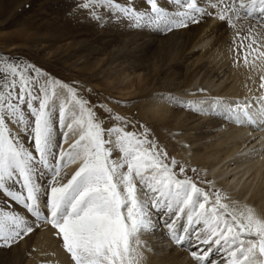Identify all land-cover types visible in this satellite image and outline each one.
<instances>
[{
    "label": "snow or ice",
    "instance_id": "obj_1",
    "mask_svg": "<svg viewBox=\"0 0 264 264\" xmlns=\"http://www.w3.org/2000/svg\"><path fill=\"white\" fill-rule=\"evenodd\" d=\"M81 3L93 18L107 12L137 27L163 24L171 30L212 15L233 28L241 18L255 21L240 51L246 65L249 56L253 67L257 61L264 65V38L253 35L256 28L264 30V0H206V6L176 0L181 10L171 14L157 0H147L151 15L118 0ZM260 79L264 89V76ZM253 99L256 104L216 102L214 110H224L237 124L264 126V95ZM110 118L117 122L105 128L104 118L72 86L0 55V195L7 198L5 205L15 203L49 224L73 264H139L140 236L155 230L154 212L165 211L172 217L164 225L172 242L195 237L191 256L197 264H213L214 252L225 253L227 264H264V219L250 207H230L219 190L210 194L198 187L184 166L177 170L175 158L150 138L147 128H128ZM57 128L67 129L65 143L69 133H78L67 150L56 142ZM77 162V170L62 182V170ZM45 171L51 172L50 188L39 182ZM182 216L187 217V226L181 225L184 235L175 227ZM32 232L25 216L0 208V247H11Z\"/></svg>",
    "mask_w": 264,
    "mask_h": 264
},
{
    "label": "bare ground",
    "instance_id": "obj_2",
    "mask_svg": "<svg viewBox=\"0 0 264 264\" xmlns=\"http://www.w3.org/2000/svg\"><path fill=\"white\" fill-rule=\"evenodd\" d=\"M199 2L206 6V0ZM211 11L216 12L217 9ZM235 25V28L230 27L226 20L221 21L218 16L212 15L197 23L188 22L186 27L148 30L134 40L135 45L140 46L138 54H134L140 64L136 68L133 66V78L130 79L128 74L123 76L119 87L113 90L117 91L119 98L139 102L163 94L167 100L174 97L183 101L185 108L194 105L184 111L179 104L170 107L164 101L153 102L152 99V102L142 105L141 111L145 112L141 117L144 122L159 123L163 131L161 141L184 168L195 165L204 171L203 180L217 181L221 188L229 191L228 194H236L230 207L237 211L250 207L264 219V126L237 124L229 120L222 109L214 110L219 112L217 117L216 113H211L216 101L225 105L237 101L256 104L253 97L263 93L259 90L262 75L258 72H264V65L257 61L253 67L251 56L246 65L240 51L241 43L245 47L249 43L244 37L250 26L255 27V21L241 18L235 21ZM238 30L240 32L235 33ZM253 35L262 39L264 30L256 28ZM172 43L178 48L167 51V45ZM114 51L116 49L112 47L111 53ZM161 75L165 78L163 83V79L159 78ZM197 82L198 85L193 87ZM77 136L78 133H69L67 144ZM77 168L78 162L70 164L67 169L74 173ZM160 217L156 231L147 237L146 248L140 251L142 259L139 264H197L187 248L189 253H183L180 248L177 247L178 251L169 245V229L166 228V232L164 226L166 217ZM185 219L187 224V217ZM180 234H183L182 230ZM41 236L50 264H70L49 233L45 231ZM193 239L189 242L192 247L195 245ZM2 254L4 257L7 253ZM41 255L39 249L38 256ZM219 256L213 253V264H227L226 257Z\"/></svg>",
    "mask_w": 264,
    "mask_h": 264
},
{
    "label": "rangeland",
    "instance_id": "obj_3",
    "mask_svg": "<svg viewBox=\"0 0 264 264\" xmlns=\"http://www.w3.org/2000/svg\"><path fill=\"white\" fill-rule=\"evenodd\" d=\"M84 2L86 3L87 0H84ZM118 2L132 7L137 12H147L151 15V6L147 3V0H118ZM157 4L170 14L174 13L175 10H181L176 0H157ZM160 28L165 27L163 24L160 26L137 27L127 19L123 17L114 18L112 14L107 12H101L100 18H93L82 7L81 0H0V55L10 57L14 61L19 60L22 63H30L46 74H50L52 77L72 86L77 90L80 97L88 101V106L94 109L97 116L104 118L103 126L105 128H111L117 122L110 117H117L126 122L128 128H135L140 131L147 128L150 138L155 139L157 145L167 152L169 158H175L178 170L182 164L164 146L165 142L161 141L160 136L163 134L161 126L159 123L144 122L141 114L145 111H141V107L152 102V99L153 102L157 100L164 101L170 107L179 104L180 109L184 111L188 110L189 107L185 108V103L174 97L167 100V96L163 94H156L153 95L154 98L151 97L146 101L139 102L133 99L119 98L117 91L113 90V88L119 87V82L123 76L128 74L132 79L133 66L136 68V65L140 64V61L136 60L137 50L140 46L137 47L134 40L139 38L140 35L143 36L145 32ZM239 32L240 30L235 33ZM177 43L180 44L179 41ZM112 47L116 49L114 53H111ZM176 48L178 47L173 43L168 44L166 47L167 51H173ZM115 53H118V55H115ZM258 73L264 76V72L259 70ZM163 76H159L163 79L162 83L165 80ZM197 85L198 82L193 87ZM259 90H262L261 93L263 92L260 95H264V89L259 86ZM190 102L194 104V101L191 100ZM211 113H216V115L214 114L216 117L219 115V112L214 111V109L211 110ZM53 120H56L55 115ZM64 131H67V129L57 128L54 133L56 142L61 145V148L68 143V139L66 143L64 142L62 135ZM74 140L63 149L67 150ZM170 142L173 143L174 141ZM69 166L70 164L61 172L62 182L64 183L74 174L67 169ZM193 169H195V172L192 171ZM203 173L204 171L195 165L185 168V175L192 178L198 187L209 191L210 194L219 190L221 194L229 198L230 202H234L237 197L236 194H228L229 191L221 188L217 181L203 180ZM50 175V171H45L40 176L39 182L45 188L51 186ZM262 183V186H264V180ZM5 199L7 198L0 195V208L5 210L14 209L18 214L25 216L27 222L33 227V232L24 236L23 239H19L11 247H0L2 256V253L4 255L7 253L4 257L0 255V258L2 257L0 264H8L9 262V264H50V260H47L48 258L44 253L41 234L45 231L49 233L51 238L55 239L57 247L63 250L61 241L55 235V230L49 224L47 225L43 219L37 221L35 217L27 214L21 206L15 203L10 202L6 206ZM41 200H43V189ZM159 216L166 217V222L172 218L166 211L154 212L153 218L157 219L155 228L158 227ZM185 217L182 216L175 225L179 232L182 230L181 225L187 226ZM159 221L161 222V220ZM197 227L203 228V225ZM166 228L167 232L168 229ZM154 231L147 236H140V251L146 248L147 237L153 234ZM193 238L195 239L194 236L191 239ZM189 242L190 239L186 238L185 244H175L170 239L169 245L172 248H180V252L183 253L187 249L192 252L195 248ZM39 249L42 253L41 256H38ZM191 252L186 253L191 254ZM63 253L67 256L70 264H73L70 256L64 250ZM218 254L221 255L220 258L226 257L223 252ZM35 256L38 258H35ZM225 261L227 262L226 258Z\"/></svg>",
    "mask_w": 264,
    "mask_h": 264
}]
</instances>
